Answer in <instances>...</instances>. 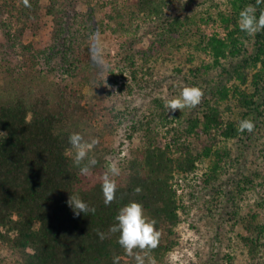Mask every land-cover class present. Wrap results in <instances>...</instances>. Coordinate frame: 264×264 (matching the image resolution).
<instances>
[{
    "label": "trees",
    "instance_id": "obj_1",
    "mask_svg": "<svg viewBox=\"0 0 264 264\" xmlns=\"http://www.w3.org/2000/svg\"><path fill=\"white\" fill-rule=\"evenodd\" d=\"M196 1L0 0V264H114L115 257L136 264L110 231L130 201L143 204L160 232L156 248L133 251L145 264H169L180 245L178 190L193 186L213 193L212 240L230 249L211 252L208 262L264 264V151L252 144L255 130H264V30L249 36L239 27L246 5L259 15L264 3L211 0L186 14ZM204 13L221 32L199 30ZM142 24L151 25V38L138 47ZM105 29L119 36L107 71L121 79L122 110L91 55V37ZM44 31L42 47L24 43ZM191 85L203 90L201 103L169 112L166 101ZM241 119L254 121L252 132L238 131ZM120 129L131 148L113 159L108 140ZM73 132L99 139L91 175L68 151ZM231 143L243 147L240 157ZM247 150L260 162L244 163V174L238 159ZM112 163L120 168L117 195L106 204L101 177ZM73 193L95 212L76 215L67 203ZM246 194L253 199L243 208ZM4 250L15 258L5 260Z\"/></svg>",
    "mask_w": 264,
    "mask_h": 264
},
{
    "label": "rangeland",
    "instance_id": "obj_2",
    "mask_svg": "<svg viewBox=\"0 0 264 264\" xmlns=\"http://www.w3.org/2000/svg\"><path fill=\"white\" fill-rule=\"evenodd\" d=\"M191 1V0H190ZM199 1H204L205 4H198ZM215 2H223L224 0H214ZM191 6L189 5L187 7V10L185 11L186 14H192V13H201L205 8L208 6H212L214 2L211 0H197L196 2H190ZM213 13L216 11L213 9ZM199 14H197L196 20H198ZM101 17H103L101 15ZM208 17L206 13H204V16L202 17V20H198L197 23L199 25V30L203 33H206L208 35L214 33V32H219L220 27H219V21L211 19V20H206L204 19ZM151 25L150 24H142L140 27V32L139 35L136 37V40L139 41L138 47H142V45H147L150 41L151 34H148L147 32L150 30ZM46 31V30H45ZM44 31L39 36L32 37V36H27L23 39L24 43H28L30 41H33L35 46L42 47L45 45L46 39H47V33ZM221 32V31H220ZM119 39V36L115 34L113 31L109 29H105L102 32H97L94 34L89 42L90 45V50L92 49L93 45H97L100 48V56L102 57L101 62H99L100 66V73L99 75L101 76L104 86L106 87V91L110 93V99L111 101H114L116 104V109L122 110V102L123 101V95H121L118 92V84L121 81L119 77H117V81H114V77H112L108 71H107V66H113L115 63V55H116V49H117V41ZM109 58V59H108ZM154 81V78H153ZM162 87H165L164 84ZM161 87V88H162ZM84 92L90 94L92 93V89L88 86L84 87ZM147 101V100H146ZM148 103V101H147ZM180 112V110L178 111ZM256 129L254 132V137L252 140V144L258 146L261 145L260 149H263L264 151V130ZM118 134L112 136L108 140V144L110 145L111 149L113 150L114 154L111 155L113 159H117L116 155H118L120 158L122 156L128 155L129 149L131 148V142L127 140V138L123 135L122 130L120 129ZM132 143H135L132 142ZM231 143V148L233 150L232 157H240L242 148L243 147H237L235 145H232ZM250 150H247L245 152V155L243 158H239L238 161L242 160V165L238 166L240 170L244 174L248 172L250 169L249 166L247 167L246 165L252 163H259L260 159L255 158L252 153L249 152ZM258 151V150H257ZM244 163L246 165H244ZM205 166V165H203ZM235 166V165H234ZM253 167V166H251ZM229 173L233 172L236 173L234 167H229L228 168ZM238 172V171H237ZM240 173V172H238ZM235 176V175H232ZM237 177V176H236ZM240 177V176H238ZM178 193H181L182 200H183V207L184 211L181 213V220L180 224L177 228V231L179 233V242L180 245L176 247V249L170 254L169 256V264H211L208 262V257L211 252L213 251H229L224 244L222 245L221 248H217L216 243L214 240H212L213 237V229L216 225L217 218L214 215V208H215V203H213L212 199L213 197L211 196L213 193H210L209 191H203L198 188H195L194 186L192 188H185L182 190H178ZM252 196H249L246 194L244 196V201L245 203L242 202V207L245 208V204L248 202H252ZM210 210H213V213L209 212ZM230 228V226H229ZM236 231H239L234 229ZM229 240H232L230 237L232 235L226 234L225 235ZM226 240V239H225ZM2 255L5 260H13L15 256L13 253H9L8 251L4 250L2 251ZM221 258H217V264H221L220 260ZM226 263V261H225Z\"/></svg>",
    "mask_w": 264,
    "mask_h": 264
},
{
    "label": "clouds",
    "instance_id": "obj_3",
    "mask_svg": "<svg viewBox=\"0 0 264 264\" xmlns=\"http://www.w3.org/2000/svg\"><path fill=\"white\" fill-rule=\"evenodd\" d=\"M257 3H264V0H257ZM28 4V0H25ZM239 27L242 32L252 36L257 32L264 30V10L257 15L255 5L248 4L239 12ZM92 59L95 62H101L100 48L93 45L91 49ZM203 90L199 86L191 85L182 88L178 96L172 97L166 101V107L169 112L182 110L186 107H195L201 103ZM255 123L251 119H241L238 124V131L243 133L245 130L252 132ZM98 138L86 139L83 134L73 132L68 137V143L71 146L68 151L74 150V162L80 167L82 175H91L92 167L97 161L90 156V152L98 144ZM120 168L116 163L108 166L103 173L101 180V190L104 196V202L110 204L117 195V180ZM136 191H140L139 188ZM69 207L76 215L80 213L95 212L94 207H90L88 202L80 197L78 193L69 195L67 201ZM116 223L110 228L112 232H119V244L129 255H134L136 264H145L144 255L140 252H134V249H154L159 243L160 232L156 228V221L149 220L144 212V206L138 201H130L119 209L115 217ZM103 236V234H101ZM119 257L114 258V264H118ZM155 264V261H152Z\"/></svg>",
    "mask_w": 264,
    "mask_h": 264
}]
</instances>
